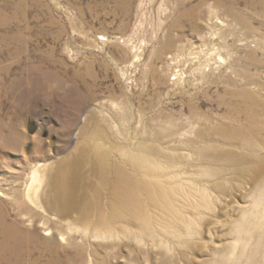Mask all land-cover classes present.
<instances>
[{
  "label": "rangeland",
  "instance_id": "374dc122",
  "mask_svg": "<svg viewBox=\"0 0 264 264\" xmlns=\"http://www.w3.org/2000/svg\"><path fill=\"white\" fill-rule=\"evenodd\" d=\"M86 117L114 168L141 143L175 154L184 224L59 248L76 240L87 264H264V0H0V203L41 240L59 225L26 199L32 171L78 141L92 156Z\"/></svg>",
  "mask_w": 264,
  "mask_h": 264
},
{
  "label": "bare ground",
  "instance_id": "6f19581e",
  "mask_svg": "<svg viewBox=\"0 0 264 264\" xmlns=\"http://www.w3.org/2000/svg\"><path fill=\"white\" fill-rule=\"evenodd\" d=\"M87 122L88 117L84 119L85 126L78 136L82 138L85 134L93 138L92 156L82 150L77 137L72 153L33 169L26 190V199L44 215L42 225H59V228L48 230L51 239L41 240L37 233L26 231L22 223L13 221L10 207L0 203V264H87L86 251L77 245L76 240H69L71 248L62 250L56 239L61 237L65 241L68 234L90 235L95 240L134 235L140 241L160 233L174 236L179 232V224H184L177 218L179 176L176 170L180 161L175 154L163 147L141 143L134 148L119 150L122 163L127 167L114 168L105 128L100 121L90 127ZM1 134L0 131V137ZM166 134H172L168 126L157 137ZM112 183L114 189L111 188V192ZM198 191L208 207L211 192L206 189ZM261 216L264 217V212ZM242 224L237 225V231ZM185 225L192 228L190 221ZM261 226L264 227L263 218ZM247 231L251 232V228ZM37 240L40 251L32 259L35 253L31 244ZM93 256V260L99 259L96 250L91 253ZM94 264L104 262L94 261Z\"/></svg>",
  "mask_w": 264,
  "mask_h": 264
}]
</instances>
